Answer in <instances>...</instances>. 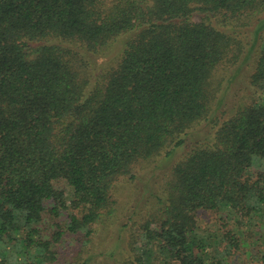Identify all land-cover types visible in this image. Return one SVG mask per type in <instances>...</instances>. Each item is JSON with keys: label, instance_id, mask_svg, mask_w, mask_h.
Instances as JSON below:
<instances>
[{"label": "trees", "instance_id": "obj_1", "mask_svg": "<svg viewBox=\"0 0 264 264\" xmlns=\"http://www.w3.org/2000/svg\"><path fill=\"white\" fill-rule=\"evenodd\" d=\"M138 179L143 216L117 226L134 264L138 238L149 264H229L243 234L200 239L201 210L262 231L264 0H0V264H55L65 235L120 219Z\"/></svg>", "mask_w": 264, "mask_h": 264}, {"label": "rangeland", "instance_id": "obj_2", "mask_svg": "<svg viewBox=\"0 0 264 264\" xmlns=\"http://www.w3.org/2000/svg\"><path fill=\"white\" fill-rule=\"evenodd\" d=\"M113 53H117V50ZM238 67L236 64L235 67L230 65H221L219 69V76L223 74L227 75L228 73H233L234 70ZM239 77V76H238ZM235 78V77H234ZM243 78L239 77L234 87L232 88L229 94L226 93L224 96V103L219 107L221 111L223 109L229 110L232 108L233 104L236 102L237 94L241 96L243 87ZM201 132L198 135H193L189 139L188 143L191 140H196L197 137L201 136ZM186 149H183L180 153H183ZM181 155V154H180ZM162 183V177H159L157 172L156 177L154 178V186ZM143 184L138 179L131 181V186H119V198L118 204L122 206L123 213L120 216V219L114 224L107 222L106 224L100 223L96 226L100 228L99 232L96 234V237L91 238L88 243H83L80 241V237L65 235L63 239L55 244V248L58 253V261L55 264H70L72 259H75L76 256L80 255V258H85L88 254L93 253L96 255L93 264H134L131 261L135 259V253L130 247L131 238L127 237L124 233L118 231V225L123 224L127 217L130 214H133V211L136 210V219L138 217L139 222L143 216L142 204L140 200L143 196L142 188ZM68 190L69 197H71L70 187H66ZM143 198V197H142ZM140 201V202H139ZM228 210V208L226 209ZM235 215L232 211L217 210H201L197 214V223L198 228L196 229V235L203 239L209 237L210 233H213L216 230H220V233L227 232L232 233L234 228H237V232L243 234V248L238 251H233L232 256L228 258L229 264H263L261 258V251L264 250V228L262 231L254 233L248 231L250 228V223L248 218L240 216L238 221L234 218H230ZM135 216V215H134ZM240 220V221H239ZM258 221V220H255ZM250 224V225H249ZM253 225V224H252ZM48 226V223L46 224ZM135 226V228H137ZM258 230V227H256ZM45 238H50L51 228L50 226L43 231ZM238 236L240 237V235ZM138 237V235H137ZM128 241V242H127ZM134 248L137 254L143 258V260L149 264L152 261L151 255L157 252V245L150 242L148 239L142 240L139 238L134 243ZM111 255V257H110ZM212 256V255H211ZM21 255H19V258ZM209 257V254L206 255ZM209 260V258H208ZM130 261V262H129ZM212 264V263H209Z\"/></svg>", "mask_w": 264, "mask_h": 264}]
</instances>
